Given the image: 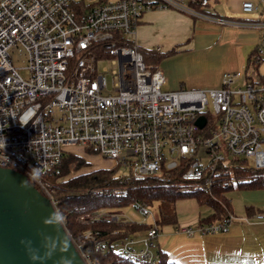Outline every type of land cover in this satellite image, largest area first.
Listing matches in <instances>:
<instances>
[{
	"label": "built area",
	"instance_id": "1",
	"mask_svg": "<svg viewBox=\"0 0 264 264\" xmlns=\"http://www.w3.org/2000/svg\"><path fill=\"white\" fill-rule=\"evenodd\" d=\"M168 8L221 25L256 26L211 16L181 0H0V167L25 175L58 214L44 175L59 165L67 146L94 147L126 166L134 179L177 174L179 194L236 188L246 182L238 173L242 166L264 168L263 74L255 70L237 87L236 74L226 72L219 87L168 90L162 70L145 63L135 42L138 22L146 11ZM241 9L252 12L256 5L244 1ZM18 45L27 52L25 77L11 55ZM104 58L113 66L110 87L106 69L96 66ZM249 59L253 66L264 63V39ZM200 116L203 126L197 123ZM132 206L151 215L144 202ZM234 219L229 214L214 222L180 224L177 231H225ZM243 219L264 221V210ZM77 220L90 225L130 218L117 208H101ZM150 222L154 226L119 242L121 257L161 263L159 226L153 217ZM97 235L89 227L76 239L69 234L86 264H94L91 246L103 250Z\"/></svg>",
	"mask_w": 264,
	"mask_h": 264
},
{
	"label": "crops",
	"instance_id": "2",
	"mask_svg": "<svg viewBox=\"0 0 264 264\" xmlns=\"http://www.w3.org/2000/svg\"><path fill=\"white\" fill-rule=\"evenodd\" d=\"M181 1L189 4V0ZM244 1L248 0H207L205 12L211 16L252 22L256 26L221 25L171 8L143 13L136 28L135 41L144 49L160 48L162 58L158 67L165 76L168 90L219 87L226 72L247 75L251 69L256 70L249 58L264 39V0H249L256 5L252 12H243L241 4ZM237 189L235 194L241 197L242 206L235 208L230 200L236 219L225 231L187 235L177 231L178 226L159 227L156 246L166 254L169 262L264 264V221L243 219L264 210V189ZM176 205L180 224H197L199 217L212 212L209 206L198 205L193 199L179 200ZM178 205L185 206L184 213H178L184 210H178ZM202 207L207 209L201 210Z\"/></svg>",
	"mask_w": 264,
	"mask_h": 264
},
{
	"label": "trees",
	"instance_id": "3",
	"mask_svg": "<svg viewBox=\"0 0 264 264\" xmlns=\"http://www.w3.org/2000/svg\"><path fill=\"white\" fill-rule=\"evenodd\" d=\"M189 5L196 10L206 11L205 5H201V0L189 2ZM139 48L148 66H151V63L158 65L162 58L159 50ZM119 166H121L119 163L102 156L94 147L74 146L66 147L59 165L44 175L50 185L49 192L71 237L76 239L79 233L89 227L98 232V239L103 240V250H95L91 246L90 253L94 264H138L121 257L116 247L125 237L148 229L154 226V223L130 219L121 222L99 221L84 225L77 220L84 213L101 208H120L135 202H144L149 206L159 202L161 207L155 223L159 227L178 226L180 223L176 216V203L182 199H193L198 205H207L212 209L209 215L197 219L200 224L214 222L232 214L228 193L235 188L217 186L210 192L179 194L175 189L179 180L177 174H172L171 179L159 175L134 179L129 171L127 174L117 175ZM238 173L246 178V182L236 189H264V168L245 165ZM98 189H101V192H97ZM121 190L124 194L116 196L115 191ZM61 208L65 209L64 215L61 214ZM119 229L122 230L121 233H113ZM159 251L160 264H173L167 260L162 250Z\"/></svg>",
	"mask_w": 264,
	"mask_h": 264
},
{
	"label": "water",
	"instance_id": "4",
	"mask_svg": "<svg viewBox=\"0 0 264 264\" xmlns=\"http://www.w3.org/2000/svg\"><path fill=\"white\" fill-rule=\"evenodd\" d=\"M66 262L86 264L50 198L22 173L0 167V264Z\"/></svg>",
	"mask_w": 264,
	"mask_h": 264
},
{
	"label": "rangeland",
	"instance_id": "5",
	"mask_svg": "<svg viewBox=\"0 0 264 264\" xmlns=\"http://www.w3.org/2000/svg\"><path fill=\"white\" fill-rule=\"evenodd\" d=\"M11 55H12V58H13L14 65L19 67L18 68L19 73L25 77L26 73H25V68L24 67H25V65L27 63V52H26V50L24 49V47L22 45H18L15 49H13L11 51ZM158 65H157V63L156 64L151 63L152 67H158ZM96 66H97V70L98 71H102V69H106V71H107L106 72L107 80H108V84H109V87H110V85H111V83H110V80H111L110 70L113 68L112 64L108 60H106L104 58L101 61H97ZM256 67H257V68H255L256 71H259V73L264 74V63H262V64H260L259 66H256ZM252 72H253V69H251V72H248V74H252ZM245 75L246 74H244V73H241V74L236 73V76H237V79H238L237 83L235 84L236 87L243 84V80H244V76ZM163 88L167 89V88H169V86H167V85L165 86L164 85ZM199 88H202V87H199ZM67 147H74V146H67ZM263 148H264V144H263ZM127 173H128V168L126 166H119L117 168V175L127 174ZM238 190L239 189H232L228 193L229 198L232 199V203L234 204L235 208L242 206L241 197L239 195L235 194V193L238 192ZM160 207L161 206H160L159 202L152 203L149 206L151 215H148V216L140 215L139 212L136 210V208L134 206H132V205L120 207V208H117V209L122 212V216L123 217H129L130 219H134V220H137V221H145L146 222V221H151L152 217L153 218H158L159 217ZM181 209H184V210H181ZM206 209H207V207H202L201 210H206ZM176 210H177V205H176ZM178 210H181V211H178V213H180V214L184 213L185 212V206L183 208H181V205H178ZM61 212H62L61 214L64 215L65 214V209L61 208Z\"/></svg>",
	"mask_w": 264,
	"mask_h": 264
},
{
	"label": "clouds",
	"instance_id": "6",
	"mask_svg": "<svg viewBox=\"0 0 264 264\" xmlns=\"http://www.w3.org/2000/svg\"><path fill=\"white\" fill-rule=\"evenodd\" d=\"M66 264H68V262H66Z\"/></svg>",
	"mask_w": 264,
	"mask_h": 264
},
{
	"label": "bare ground",
	"instance_id": "7",
	"mask_svg": "<svg viewBox=\"0 0 264 264\" xmlns=\"http://www.w3.org/2000/svg\"><path fill=\"white\" fill-rule=\"evenodd\" d=\"M140 49V48H139Z\"/></svg>",
	"mask_w": 264,
	"mask_h": 264
}]
</instances>
